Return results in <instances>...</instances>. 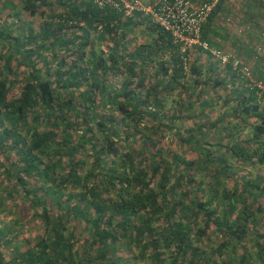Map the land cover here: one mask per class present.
<instances>
[{"label":"trees","instance_id":"obj_1","mask_svg":"<svg viewBox=\"0 0 264 264\" xmlns=\"http://www.w3.org/2000/svg\"><path fill=\"white\" fill-rule=\"evenodd\" d=\"M16 2L0 0V264H264V90L140 13ZM221 25L240 51L210 42ZM200 40L264 83V0H218Z\"/></svg>","mask_w":264,"mask_h":264},{"label":"built area","instance_id":"obj_2","mask_svg":"<svg viewBox=\"0 0 264 264\" xmlns=\"http://www.w3.org/2000/svg\"><path fill=\"white\" fill-rule=\"evenodd\" d=\"M97 7H109L124 16L140 13L146 16L152 23L168 32L173 41L180 44L183 51L186 47L198 45L208 50L213 58L224 64L229 62L232 69L244 79L247 85L256 87L259 92L264 90V83L255 78L250 68L243 64L230 52L210 48L208 44L200 40V28L206 20L213 5L218 0H92Z\"/></svg>","mask_w":264,"mask_h":264},{"label":"crops","instance_id":"obj_3","mask_svg":"<svg viewBox=\"0 0 264 264\" xmlns=\"http://www.w3.org/2000/svg\"><path fill=\"white\" fill-rule=\"evenodd\" d=\"M234 2H236V1H234ZM240 4H241V2H240ZM227 30H228L227 28L222 29V25L218 29H212V33H210L208 36L210 39V42L213 44L221 45V46L223 44L225 47H228L230 49L232 47H234L233 50L240 51V48L235 46V45L239 46L238 45L239 42L235 38L232 37L233 33H229ZM233 43L235 44L234 46H233ZM241 45H244V44L242 43ZM247 48L248 47H246V49ZM223 49H226V48L223 47Z\"/></svg>","mask_w":264,"mask_h":264},{"label":"rangeland","instance_id":"obj_4","mask_svg":"<svg viewBox=\"0 0 264 264\" xmlns=\"http://www.w3.org/2000/svg\"><path fill=\"white\" fill-rule=\"evenodd\" d=\"M140 1H142L143 3L146 2V0H140ZM16 4H17L16 0H13V1L10 0V7H11L12 9H16V8H18V7L16 6ZM22 15H23V13H22ZM25 17H26V15H25V16L23 15V18H25ZM32 26H35V24H32ZM188 110L191 112L192 110H194V107L191 108V109H188ZM212 114H216V109H215V111H214ZM204 119H206V117H205ZM187 123H189V122L187 121ZM244 133H245V131L242 132V134H240V135H244ZM161 141H162L163 144L166 145L167 147L172 148V149H175V150L177 149V147H176L175 145H174L175 147L173 146V143H172V142H168V141H169V134H165V136L162 138ZM243 168L247 170V172L250 174L251 177L255 176L256 174L258 175V173H257L258 170H259V171L261 170V171L263 172V166H262L260 169H258L257 166L251 167V166H248V165H244ZM228 186L230 187L231 185L228 184ZM2 187H3V186H2L1 183H0V189H1ZM4 200H6V204H8V203H7L8 198L5 197ZM10 204H11V203H10ZM10 204H9V205H10ZM10 215H11V214H10Z\"/></svg>","mask_w":264,"mask_h":264}]
</instances>
